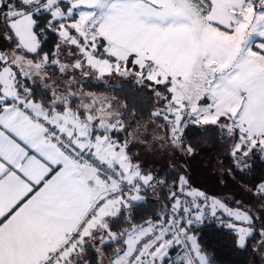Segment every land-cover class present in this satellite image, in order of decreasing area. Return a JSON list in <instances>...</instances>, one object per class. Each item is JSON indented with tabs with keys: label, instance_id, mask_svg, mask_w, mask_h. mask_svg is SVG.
Segmentation results:
<instances>
[{
	"label": "snow or ice",
	"instance_id": "snow-or-ice-1",
	"mask_svg": "<svg viewBox=\"0 0 264 264\" xmlns=\"http://www.w3.org/2000/svg\"><path fill=\"white\" fill-rule=\"evenodd\" d=\"M0 38V264H92L106 246L110 264H215L210 222L264 262V0H0ZM116 77L150 90L148 123L89 90ZM193 127L229 172L260 165L251 205L192 186ZM153 142L159 171L133 147Z\"/></svg>",
	"mask_w": 264,
	"mask_h": 264
},
{
	"label": "trees",
	"instance_id": "trees-1",
	"mask_svg": "<svg viewBox=\"0 0 264 264\" xmlns=\"http://www.w3.org/2000/svg\"><path fill=\"white\" fill-rule=\"evenodd\" d=\"M53 40L50 38L48 48H51ZM47 50V49H46ZM91 83L95 85L89 90L104 93L107 96L116 97L124 100L130 107L135 109V115L138 120L143 123H148V117L154 107L155 98L151 95L150 90L143 89L141 86L135 84L131 79H120L112 85L92 80ZM133 123H135L133 121ZM191 141L195 143L198 150L207 147L211 150L213 159V166L216 168H224L226 173L240 185L249 183L258 178L260 165L257 164V172L254 175L244 176L237 173L235 170L229 172L232 168L231 159L227 155V145H222L212 139V133L209 132L207 136L202 134L201 129L191 128L187 133ZM210 156V157H211ZM215 174L219 172H214ZM166 189L159 192L157 200L149 199L139 210L137 214V222L148 217L155 218L156 214L162 210L163 204L168 203L165 199ZM212 196V195H211ZM124 226L122 223L117 225V229ZM201 238V243L206 247L207 251L213 256L215 264H251V256L253 251L249 248L247 251L237 249L234 244V235L230 230L217 229L213 226L203 225L198 230ZM105 251L112 252L111 247L107 246ZM88 261L92 264H97L95 251L87 250Z\"/></svg>",
	"mask_w": 264,
	"mask_h": 264
},
{
	"label": "rangeland",
	"instance_id": "rangeland-1",
	"mask_svg": "<svg viewBox=\"0 0 264 264\" xmlns=\"http://www.w3.org/2000/svg\"><path fill=\"white\" fill-rule=\"evenodd\" d=\"M4 46H6V44L0 41V47ZM120 79L123 78L116 77L115 79H109L107 84L112 85ZM152 130L153 126L151 124H148L147 130L142 129L144 136L149 140H151L152 137ZM153 143L155 146L154 150H148L143 144H133V147L136 149L138 158L141 160L142 164L155 167L159 171L163 165L165 158L164 154L167 149L159 147L158 142ZM211 155L212 152L208 150L207 147L198 150V155L189 160L187 172L189 173L193 187L199 188L212 196L221 197L223 188L229 183V176L224 168H216L213 166L212 163H214V158ZM214 172L219 173L215 174ZM223 196L226 195L224 194ZM229 198L232 202L236 201L233 194H231Z\"/></svg>",
	"mask_w": 264,
	"mask_h": 264
},
{
	"label": "crops",
	"instance_id": "crops-1",
	"mask_svg": "<svg viewBox=\"0 0 264 264\" xmlns=\"http://www.w3.org/2000/svg\"><path fill=\"white\" fill-rule=\"evenodd\" d=\"M0 41L1 43H4L6 44V42L0 38ZM229 176V175H228ZM197 187V186H196ZM158 194V193H157ZM226 195V196H223V195ZM233 194L235 199L236 200H240L242 203L244 204H248V205H251L253 203V199L250 195L246 194L244 191H243V187L242 185H240L239 183L235 182L230 176H229V183H227L226 187L223 188V193L221 194V198H224V197H230V195ZM158 195H155V196H152L150 195V198L149 199H152V200H157ZM107 247V246H106ZM105 247V249H106ZM94 250L93 248H88L87 250ZM95 251V250H94ZM95 254L97 255L96 257V262L97 264H100V262L102 261V264H110V260H111V256H112V252H108V251H105L104 250V253L103 255L101 256L100 254H98L96 251H95ZM88 254H87V251L85 253V256H84V259L85 260H88ZM96 264V263H95ZM251 264H264V262H262L261 260V257L259 254L257 253H252V256H251Z\"/></svg>",
	"mask_w": 264,
	"mask_h": 264
},
{
	"label": "built area",
	"instance_id": "built-area-1",
	"mask_svg": "<svg viewBox=\"0 0 264 264\" xmlns=\"http://www.w3.org/2000/svg\"><path fill=\"white\" fill-rule=\"evenodd\" d=\"M199 189V188H198ZM201 190V189H200ZM203 191V190H202ZM207 193V192H206ZM208 194V193H207ZM210 195V194H209ZM211 196V195H210ZM204 225H209V226H213V227H215V228H217V229H223V230H228V229H226V228H223V227H220V226H218L217 225V223H215V222H210V223H205Z\"/></svg>",
	"mask_w": 264,
	"mask_h": 264
}]
</instances>
